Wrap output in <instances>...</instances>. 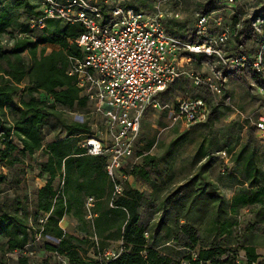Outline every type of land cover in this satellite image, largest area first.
<instances>
[{
    "label": "trees",
    "instance_id": "16d2710c",
    "mask_svg": "<svg viewBox=\"0 0 264 264\" xmlns=\"http://www.w3.org/2000/svg\"><path fill=\"white\" fill-rule=\"evenodd\" d=\"M99 4L105 11L106 4ZM22 15L24 20L19 22ZM41 16L42 11L33 0H0V264H8L7 254L15 250L29 251L37 236L44 241L43 250L51 256L36 264H63L55 260L58 256H63L67 264H238L236 246L226 239L238 225L241 208L264 206V170L256 162L255 151L244 143L236 152L233 162L238 165L242 160L240 173L246 185L229 200H224L217 185L205 174L215 159L211 154L196 173L178 186L177 192L185 189V195L192 197L185 214L178 213L175 218L188 219L190 212H195V219L201 221L209 215V207L216 206L205 229L211 237L206 241L193 225L178 224L172 234L180 250L177 257L161 252L153 241L159 226L152 232L142 215L147 213L145 206L150 193L124 185L122 194L112 197L104 171L105 157L89 155L80 145L93 133L91 120L87 117L78 120L67 113L78 111L88 116L90 112L76 76L67 72L75 60L82 58L76 38L83 25L45 18L41 27L38 23ZM164 24L169 34L187 38L182 24L168 26L165 20ZM244 31L246 25L235 36ZM3 34L9 35L4 41ZM201 40L196 37L195 41ZM46 44L54 48L47 52ZM212 113L213 108L209 118ZM149 145L146 153L137 154L140 162L127 173L153 187L151 174L157 173L158 162L148 152ZM247 147L248 153L242 159ZM34 169H38V177L43 181L38 187H34L32 176H26ZM85 195H93L97 201L91 222L93 230H81L86 235L80 240L86 245L83 248L73 242L72 234L63 231L59 221L68 215L84 226ZM169 199L161 203V217L168 211V201H178ZM261 218L264 219V214ZM49 237L57 242H50ZM111 240H119L122 251L107 260L103 253L110 249ZM239 248L249 263L256 261L252 232ZM90 249L92 256L88 254ZM16 259L22 264L29 263L28 254Z\"/></svg>",
    "mask_w": 264,
    "mask_h": 264
},
{
    "label": "rangeland",
    "instance_id": "374dc122",
    "mask_svg": "<svg viewBox=\"0 0 264 264\" xmlns=\"http://www.w3.org/2000/svg\"><path fill=\"white\" fill-rule=\"evenodd\" d=\"M97 3L106 1V8L114 0H96ZM227 0H120L122 5H129L135 10H143L146 13L159 11L163 15L166 24H182L184 34L187 38H180L182 41H195L196 37L203 39L202 35L196 34L195 21L197 14L208 12L206 37L215 36L225 24H232V17L228 9L217 13ZM236 6L241 14L248 11L247 0H236ZM176 14V15H175ZM218 14H221V24L216 22ZM22 15L18 21L24 20ZM32 24V23H31ZM17 33V30L15 31ZM195 32V35H194ZM245 32V33H244ZM242 35L231 36L228 43L224 46L225 56L229 57L228 63L222 64L219 57L213 54L206 58L202 53H193L180 49L177 58L182 62V74L163 92L157 108H151L145 113L135 144L133 156L127 160L123 171L140 162L139 152H148L157 158L158 171L151 174L150 186L137 177L130 175L124 185L131 186L139 191L150 193V197L145 206L148 208L142 215L147 222L149 229L153 232L159 226V231L154 235V246L169 255H178L179 249L176 248L172 240V234L178 224L189 223L200 231L208 241L211 237L205 229L215 212V205L209 207V215L199 221L196 213L190 212L188 219L175 218L176 214H185L189 209V200L192 196L185 195V189L178 191V186L185 183L191 175L196 173L199 165L204 162L206 156H214L211 168L205 174L217 185V190L224 200H229L246 183H243L241 176V162L235 165L233 160L238 149L244 144H249V150H254L256 162L264 170V132L254 128V122L259 116L264 115V72L259 74L243 64L244 61L238 59L240 54L257 52L255 40L248 38V32ZM197 35V36H196ZM247 36V37H246ZM9 37L8 34L2 35L4 41ZM192 41V42H193ZM54 48L51 44H46V51ZM182 58V59H180ZM224 75L226 76L223 80ZM210 85H217L221 88V93H215ZM202 98L206 102L207 114L204 120L186 123L181 118L174 119L177 104L181 100ZM213 108L211 117H208L210 109ZM70 117L83 120L86 114L78 111H67ZM90 117V115H89ZM209 118V119H208ZM93 123L97 120L93 116ZM50 134L47 135V139ZM225 150L227 157H221V151ZM248 153L244 154L242 159ZM36 157H39L37 154ZM25 165V164H24ZM6 172V171H5ZM38 169L33 172L28 171L27 178L33 177L34 187L43 184L38 177ZM129 174V173H128ZM243 183V184H242ZM175 194V195H174ZM174 195V196H173ZM173 196V197H172ZM177 199L175 203L168 201V211L161 217V203L167 199ZM169 199V200H170ZM228 208V207H227ZM146 213V214H145ZM264 206H245L241 208L238 225L234 227L233 235L226 239L227 243L234 244L237 249L238 264H264ZM163 219V220H162ZM175 219H177L175 221ZM162 220V221H161ZM75 225V224H74ZM75 244L81 245V238L86 237V231H92V224L85 219L84 226H74ZM252 232L253 245L258 255L254 263L247 261L245 252L239 248L240 244L248 238ZM50 242L56 243L53 238ZM2 246V240L0 241ZM84 244V243H83ZM44 241L41 238L35 240L30 246L29 263L36 264L38 260L51 253L43 250ZM120 246L119 240L109 241L110 250H116ZM86 245L84 244L83 248ZM92 256V250H89ZM54 258V257H53ZM178 258L181 259L179 255ZM55 260L63 264L65 258L58 256ZM33 262V263H32ZM9 264H22L17 259H10Z\"/></svg>",
    "mask_w": 264,
    "mask_h": 264
},
{
    "label": "built area",
    "instance_id": "2783aa9c",
    "mask_svg": "<svg viewBox=\"0 0 264 264\" xmlns=\"http://www.w3.org/2000/svg\"><path fill=\"white\" fill-rule=\"evenodd\" d=\"M33 1L42 11L38 20L41 27L45 18L83 25L76 38L82 58L75 60L67 72L76 76L81 95L90 104L86 117L91 120L93 133L80 145L89 155L105 157L104 171L111 184L112 197L122 194L124 183L130 177L123 169L134 154L145 113L150 107L159 106L161 93L183 72V64L177 58L180 49L202 53L206 58L216 54L226 65L230 59L223 48L230 37L246 25L248 38L255 40L258 50L254 56L253 52H248V60L246 53L240 54L238 59L255 72H264V0H247L245 14L239 11L236 0H227L216 11L221 13L228 9L232 21L236 19V22L225 24L211 38L206 37L209 14L202 12L195 23L196 34L205 37L200 42H184L169 34L161 12L146 13L124 7L120 0H114L105 11L96 0ZM216 22L221 24V14ZM210 86L215 93H221L220 86ZM176 111L174 119L181 118L186 123L201 121L207 114L206 102L202 98L181 100ZM93 116L97 119L94 123ZM254 125L256 130L264 132V115L259 116ZM219 153L227 157L225 150ZM59 185H63L62 177ZM96 201L93 195H85L83 199L84 218L90 223L95 216ZM121 251V247L108 249L103 255L110 260ZM26 254L30 251L22 249L7 254L8 264L10 259Z\"/></svg>",
    "mask_w": 264,
    "mask_h": 264
},
{
    "label": "crops",
    "instance_id": "0c3cea01",
    "mask_svg": "<svg viewBox=\"0 0 264 264\" xmlns=\"http://www.w3.org/2000/svg\"><path fill=\"white\" fill-rule=\"evenodd\" d=\"M176 81V80H175ZM172 84V83H171ZM170 84V85H171ZM169 85V86H170ZM168 88V87H167ZM166 88V89H167ZM165 89V90H166ZM164 90V91H165ZM163 91V92H164ZM163 92L161 93V95L163 94ZM161 95H160V97H161ZM38 154V153H37ZM75 224V225H74ZM59 225H60V227L63 229V231H65L67 234H72V235H74V232H73V230L75 229V227L74 226H79L80 224L77 222V220L74 218V217H72V216H68V215H65V216H63L61 219H60V221H59ZM81 226V225H80ZM82 226H83V224H82ZM51 237H49L48 238V240L50 239ZM75 240V239H74ZM74 240H73V242H74ZM75 243V242H74ZM81 245H83L84 246V244L82 243ZM82 246V247H83ZM27 247V246H26ZM32 253V250L30 251V254ZM88 254H90V252H88ZM14 259H16V258H14ZM64 261V263H65V260H63Z\"/></svg>",
    "mask_w": 264,
    "mask_h": 264
}]
</instances>
